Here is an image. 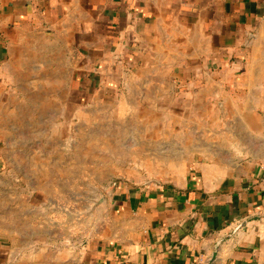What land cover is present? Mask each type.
<instances>
[{"label": "crops", "instance_id": "0c3cea01", "mask_svg": "<svg viewBox=\"0 0 264 264\" xmlns=\"http://www.w3.org/2000/svg\"><path fill=\"white\" fill-rule=\"evenodd\" d=\"M0 101V161L29 190L78 104L88 151L104 123L126 160L99 218L9 212L54 247L29 263L264 264V0H0Z\"/></svg>", "mask_w": 264, "mask_h": 264}, {"label": "rangeland", "instance_id": "374dc122", "mask_svg": "<svg viewBox=\"0 0 264 264\" xmlns=\"http://www.w3.org/2000/svg\"><path fill=\"white\" fill-rule=\"evenodd\" d=\"M3 103L6 101H0V106ZM84 108L80 104L76 108L69 107L68 110H65V115L62 118L65 120L64 125L52 128V134L61 135L63 138L62 144H57V147H62L61 165L53 167L52 173L29 176L37 182L33 188L36 191L27 189L18 176L8 173L7 161L4 159L2 162L0 161V252L8 254V258L2 264H32L28 261L29 255L54 249L42 240V235L33 236L31 230H28L29 232L23 236L13 232L11 228L16 227L19 218H13V214L9 213L13 212L12 209L29 208L33 211L34 217L38 219L41 217L39 212H44L47 209L56 215L62 214L68 218L77 215L79 218H88L94 215L99 218V214L104 211L103 189L114 178L109 172V166L126 160L119 159L115 153H112L119 152L121 145L113 142L109 137L107 134L109 128L103 126L104 123L97 126L95 141L89 144L90 151H88V144L83 141V136L86 134L82 133L79 128L76 130L70 124L76 119L86 122L87 113ZM1 114L6 115V112H1ZM120 115L121 112H117L113 116L111 111L106 108H100L96 112L97 121L112 117L118 119L121 117ZM2 122L4 126L0 127V141L5 146L6 144L2 141L5 138H12L15 132L14 128L7 125L6 117ZM10 125L12 124L10 123ZM117 135H120V132H117ZM93 144L95 149L91 150ZM1 148L2 146L0 150ZM12 148L13 144L10 145L11 150ZM53 148L56 149L55 144H53ZM47 151L52 152L50 146ZM19 161L25 163L22 159ZM27 161L32 162L33 160L28 159ZM41 194L44 195V203L39 197ZM56 207L59 210H56ZM69 243V247H71V242L63 241L59 246L60 249L68 248Z\"/></svg>", "mask_w": 264, "mask_h": 264}, {"label": "built area", "instance_id": "2783aa9c", "mask_svg": "<svg viewBox=\"0 0 264 264\" xmlns=\"http://www.w3.org/2000/svg\"><path fill=\"white\" fill-rule=\"evenodd\" d=\"M263 164V165H262ZM261 164V170L264 172V163ZM264 217V216H263Z\"/></svg>", "mask_w": 264, "mask_h": 264}, {"label": "water", "instance_id": "95a60500", "mask_svg": "<svg viewBox=\"0 0 264 264\" xmlns=\"http://www.w3.org/2000/svg\"><path fill=\"white\" fill-rule=\"evenodd\" d=\"M215 259V258H214Z\"/></svg>", "mask_w": 264, "mask_h": 264}]
</instances>
